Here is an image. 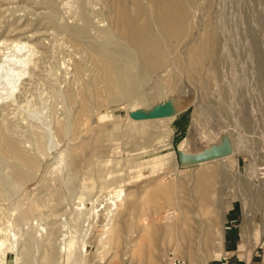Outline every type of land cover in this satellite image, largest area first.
<instances>
[{"label":"rangeland","instance_id":"rangeland-1","mask_svg":"<svg viewBox=\"0 0 264 264\" xmlns=\"http://www.w3.org/2000/svg\"><path fill=\"white\" fill-rule=\"evenodd\" d=\"M106 1L0 0V59L18 42L42 52L31 91L21 93L27 83V77L22 78L14 95L0 100V109L7 107L4 114L15 125L12 135L25 143L20 145L27 152L34 154L38 141L45 147L32 177L19 186L6 178H11V162L0 157V173L9 185L0 197V264H167L170 253L187 264H264L263 1L212 0L210 19L223 58L217 68L207 59L196 78L177 65L172 67L178 73L176 82L163 72L159 97L169 98L173 107L150 117L145 102L134 95L129 101L93 107L85 126L61 135L60 125L71 126L78 106L65 94L70 89L78 95L94 70L67 27L84 25L83 3L90 27L78 38L84 44L100 42ZM203 12L196 14L193 27ZM80 61L84 71L78 76ZM158 81L149 80L145 94L155 92ZM173 83L176 89L170 90ZM128 127L151 133L150 140L146 133L133 139L115 134L114 129ZM102 130L110 133L104 150L86 154L70 187L71 146ZM156 182L174 183L175 188L161 190L152 185ZM113 196L121 198L116 208ZM34 202L36 212L19 219ZM167 212L170 223H164ZM233 212L237 219H232ZM231 226L240 227L249 244L261 249L259 255L248 251L238 257L226 247L224 237ZM107 227L118 229V235L110 232L109 239L102 238ZM145 228H152L151 233L144 234ZM186 229L191 232L185 236ZM48 240L53 256L45 261Z\"/></svg>","mask_w":264,"mask_h":264},{"label":"bare ground","instance_id":"bare-ground-1","mask_svg":"<svg viewBox=\"0 0 264 264\" xmlns=\"http://www.w3.org/2000/svg\"><path fill=\"white\" fill-rule=\"evenodd\" d=\"M262 1L264 3V0ZM211 4L212 0H107L102 12L103 20L106 21V27L99 29L98 36L100 37V42L95 44H84L78 37L87 33L88 28L90 27V19L89 15L84 11V4L81 3V8L83 9L81 16L85 22L84 25L70 26L67 28L76 36L73 41L74 44L87 51L89 60L94 66V70L89 83L82 88L80 93H78V95H80L79 98L78 95H75L70 89L65 94L66 99L70 103L78 104V106L73 114L72 124L71 126H68L70 129L67 125H60L59 134L62 135L69 131H72L74 132L73 134H75L81 125H86L85 123L90 118V111L93 107L110 101H129L134 95L142 101V104L145 102L150 117L153 115L157 116L159 113L161 114V112L166 111L168 105L170 108L173 107L169 98L159 97L162 93V87L164 86L161 85L158 80L163 72H167L169 80L171 79L172 82H176V80H178V73L176 70L172 69V67L177 65L182 72L187 74L188 77L196 78L197 75H200V73L205 70L207 59H211L212 67L217 68V64L223 58V53L220 50L218 30L213 19H210L212 13ZM200 9L205 11L203 12L204 17L196 27H193L192 23L194 20L196 19V22L198 21V16L196 17V14L199 13ZM35 47L36 46H32L28 43L18 42L10 52L4 54V59H0V85L2 86L0 88V100L12 97L18 86L21 84L22 78L25 79L27 77V83H23L21 93L28 94L31 91V83L33 79L38 76L39 71V60L41 58L38 55V52L39 54L42 53L40 51H35ZM261 70L262 66H260V71ZM75 71L78 76L82 75L84 66L81 61L77 63ZM27 74L28 76H26ZM151 79L158 81V86L157 88L155 87V92H151V94L154 93L155 96H152L149 92H147L149 95L145 94L148 89L144 91L147 83ZM170 87V90L176 89L175 83ZM103 96L104 98L106 97L105 100H103ZM6 110V106H3L0 109V157L3 160H9L11 162V178H9V176L6 178L9 180L11 179V181L17 183L15 184L16 186H19L32 177L33 172L39 164L38 154L42 152L44 146H42L40 141L37 143L35 142L36 152L34 154L27 152V147L25 150L22 147L23 145H20L23 142L19 144L18 142L21 140L17 141L14 138L15 135H12L15 125L14 122L4 114ZM145 113L146 111L144 114ZM114 130L116 135L127 137L128 139H133L135 135L139 133H146L148 140L151 138V133L140 128L135 129L128 127L124 130L118 128ZM25 136L26 135L23 137ZM109 137L110 133L102 130L94 137L84 140L81 145L71 146L69 152V164L72 167V178L71 182H66L70 187L73 186L72 181L74 175L80 170V166H82L86 154L101 153V151L104 150L105 141H107ZM85 167L82 168L86 169ZM203 174L204 171L201 169L198 172L199 178L203 176ZM4 178L5 176L3 177L0 173L1 199L7 194L6 189L7 186H9ZM152 185L165 191H172L175 188L174 183L156 182ZM54 190L56 191L57 189ZM64 190L66 191V189ZM66 193L68 194V192ZM112 199L113 201L111 200V202L114 205L112 207H118L121 198L113 196ZM228 206L229 205H227V207ZM97 207L99 206H96L95 208ZM37 209L38 204L35 202L31 203L19 216V219H24L26 216L35 213ZM40 209L41 208H39V210ZM98 210L96 211L99 212ZM57 211L54 214H57ZM110 214L111 213H109V216ZM113 215L114 213L111 217ZM169 215V212H167L166 216L168 217H166L167 220L164 223L171 222L170 219L172 218H170ZM51 226H53V224ZM109 228L110 227H107L103 232L104 235L106 234L107 236L102 238L109 239L110 232L113 236L118 235V229L113 227L112 230H109ZM151 230L152 228H145L144 234H150ZM190 232V229H186L184 231L185 236ZM47 233L50 234L48 230ZM30 242L31 237H28L25 244L27 252L29 250ZM52 249L53 243L48 240L46 242V250L44 249L46 251L45 256L43 257L45 261L52 259Z\"/></svg>","mask_w":264,"mask_h":264},{"label":"crops","instance_id":"crops-1","mask_svg":"<svg viewBox=\"0 0 264 264\" xmlns=\"http://www.w3.org/2000/svg\"><path fill=\"white\" fill-rule=\"evenodd\" d=\"M239 213V208H238ZM233 217L232 219H237L238 217L235 212L231 214ZM243 223L240 222L239 226ZM240 228V227H239ZM236 226H231L226 229L225 233V243L226 247L231 250V252L237 253L236 255L239 257L240 255H245L246 252L251 251L255 255H259V251L261 249H257L253 244H249V238L247 240L244 238V236L241 233V230ZM248 241V242H247ZM243 244H245L246 248H243ZM243 248V249H242ZM240 253V254H239ZM256 263V262H255ZM237 264H245V262H242L239 260ZM259 264V263H256Z\"/></svg>","mask_w":264,"mask_h":264},{"label":"built area","instance_id":"built-area-1","mask_svg":"<svg viewBox=\"0 0 264 264\" xmlns=\"http://www.w3.org/2000/svg\"><path fill=\"white\" fill-rule=\"evenodd\" d=\"M167 264H187L185 260L176 257L172 253L167 257Z\"/></svg>","mask_w":264,"mask_h":264},{"label":"water","instance_id":"water-1","mask_svg":"<svg viewBox=\"0 0 264 264\" xmlns=\"http://www.w3.org/2000/svg\"><path fill=\"white\" fill-rule=\"evenodd\" d=\"M182 161H183V163H187L186 159H183Z\"/></svg>","mask_w":264,"mask_h":264}]
</instances>
